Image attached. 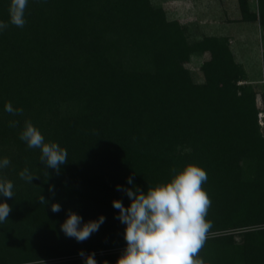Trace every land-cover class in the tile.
I'll return each mask as SVG.
<instances>
[{
  "label": "trees",
  "instance_id": "16d2710c",
  "mask_svg": "<svg viewBox=\"0 0 264 264\" xmlns=\"http://www.w3.org/2000/svg\"><path fill=\"white\" fill-rule=\"evenodd\" d=\"M238 4L242 21L264 27V0L257 11L249 0ZM9 6L0 0L8 22L0 32V158L11 160L0 179L14 183V197H0L12 208L0 223V264H116L126 241L112 201L129 203L117 184L131 175L146 190L189 163L206 170L211 199L212 228L197 258L264 264L257 88L228 37L190 40L187 20L168 19L151 0H29L23 27L11 24ZM203 53L196 81L186 63ZM9 101L23 113L5 111ZM28 122L67 149L59 173L20 138ZM26 167L33 182L19 175ZM69 210L106 220L80 242L60 228Z\"/></svg>",
  "mask_w": 264,
  "mask_h": 264
},
{
  "label": "clouds",
  "instance_id": "9594fccd",
  "mask_svg": "<svg viewBox=\"0 0 264 264\" xmlns=\"http://www.w3.org/2000/svg\"><path fill=\"white\" fill-rule=\"evenodd\" d=\"M29 0H10L9 17L11 24L23 27L26 23V8ZM8 27V22L0 20V32ZM4 110L13 115L22 114V107H14L9 101ZM16 126L18 121H11ZM20 138L30 148H40V160L57 173L61 165L67 162L68 152L58 142H46L42 131L32 124L26 123ZM11 163L8 157L0 158V169ZM19 175L26 181L33 182V175L26 167ZM206 170L196 164L189 163L167 181L147 189L141 188L133 179L127 177V185L117 184V190L126 194L129 203L121 198H114L113 207L118 210L116 218L124 224L126 247L116 264H202L197 258L204 246L207 234L212 228V221L206 219L211 199L202 188L207 180ZM14 183L0 179V197H14ZM49 191L55 195V186ZM41 203H48L42 194ZM12 208L8 200L0 199V223L5 221ZM62 210L59 201L51 203V211ZM106 216L101 213L97 218L85 220L76 212L69 210L60 228L63 233L77 241L89 239L98 232L105 222Z\"/></svg>",
  "mask_w": 264,
  "mask_h": 264
},
{
  "label": "rangeland",
  "instance_id": "374dc122",
  "mask_svg": "<svg viewBox=\"0 0 264 264\" xmlns=\"http://www.w3.org/2000/svg\"><path fill=\"white\" fill-rule=\"evenodd\" d=\"M151 3L163 7L168 19L187 20L190 40L204 35L228 37L236 60L246 71V81L257 88L256 106L264 113V27L259 19L242 21L238 0H151ZM249 3L257 11V0ZM207 58L208 53L193 54L186 63L194 80H203L200 64ZM259 124L264 133V117Z\"/></svg>",
  "mask_w": 264,
  "mask_h": 264
},
{
  "label": "built area",
  "instance_id": "2783aa9c",
  "mask_svg": "<svg viewBox=\"0 0 264 264\" xmlns=\"http://www.w3.org/2000/svg\"><path fill=\"white\" fill-rule=\"evenodd\" d=\"M258 116H259V120H262V118L264 117V113L260 111L258 113Z\"/></svg>",
  "mask_w": 264,
  "mask_h": 264
}]
</instances>
